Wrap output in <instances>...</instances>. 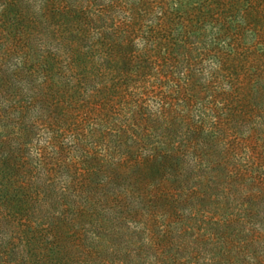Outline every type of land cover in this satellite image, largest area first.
<instances>
[{
  "label": "trees",
  "instance_id": "16d2710c",
  "mask_svg": "<svg viewBox=\"0 0 264 264\" xmlns=\"http://www.w3.org/2000/svg\"><path fill=\"white\" fill-rule=\"evenodd\" d=\"M261 196L264 0H0V264H244Z\"/></svg>",
  "mask_w": 264,
  "mask_h": 264
},
{
  "label": "rangeland",
  "instance_id": "374dc122",
  "mask_svg": "<svg viewBox=\"0 0 264 264\" xmlns=\"http://www.w3.org/2000/svg\"><path fill=\"white\" fill-rule=\"evenodd\" d=\"M41 136V133L40 135ZM64 138L63 140H66ZM253 233L258 234V238L254 237L253 241L243 255L244 264H264V197H260L257 205L256 216L253 221ZM238 249V248H237ZM242 260V262H243ZM82 263L79 258H72L71 264Z\"/></svg>",
  "mask_w": 264,
  "mask_h": 264
}]
</instances>
